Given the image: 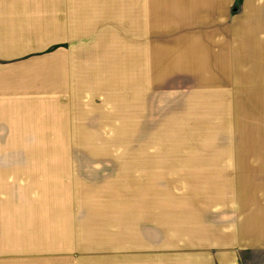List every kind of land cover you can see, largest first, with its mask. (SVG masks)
<instances>
[{
  "label": "crops",
  "instance_id": "1",
  "mask_svg": "<svg viewBox=\"0 0 264 264\" xmlns=\"http://www.w3.org/2000/svg\"><path fill=\"white\" fill-rule=\"evenodd\" d=\"M79 22L136 23L142 92L225 102L264 87V0H0V143L73 108L72 49L32 40ZM48 103L56 108L42 113ZM255 114L233 122L231 141L182 147L210 150L201 159L165 162L184 189L71 192L67 206L0 189V264H241L264 252V113Z\"/></svg>",
  "mask_w": 264,
  "mask_h": 264
},
{
  "label": "rangeland",
  "instance_id": "2",
  "mask_svg": "<svg viewBox=\"0 0 264 264\" xmlns=\"http://www.w3.org/2000/svg\"><path fill=\"white\" fill-rule=\"evenodd\" d=\"M43 31L32 44L46 39L55 42L49 53L57 48L73 51L69 69L75 101L72 109L54 114L56 106L48 103L42 113L51 114L34 117L24 127L28 131L16 133L11 143L1 140V146L10 148H0V168L6 170L0 189L15 192L17 198L48 196L42 199L67 206L77 200L71 192L86 196L96 191L184 189L182 181L167 179L165 162L174 167L180 160L201 159L199 154L204 157L210 150L182 147L231 141L234 121L245 126L252 115L264 113V87L254 83L243 87L239 100L225 102L142 92L136 82V23H63L62 31L54 23ZM28 224L34 231L41 228L35 220ZM21 241L17 239V251ZM39 241L32 237L33 248ZM241 264H264V252L246 255Z\"/></svg>",
  "mask_w": 264,
  "mask_h": 264
}]
</instances>
